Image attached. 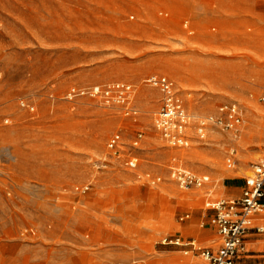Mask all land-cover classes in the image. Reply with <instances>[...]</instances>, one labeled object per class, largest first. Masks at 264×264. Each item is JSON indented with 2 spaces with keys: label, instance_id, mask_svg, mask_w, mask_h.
Segmentation results:
<instances>
[{
  "label": "rangeland",
  "instance_id": "rangeland-1",
  "mask_svg": "<svg viewBox=\"0 0 264 264\" xmlns=\"http://www.w3.org/2000/svg\"><path fill=\"white\" fill-rule=\"evenodd\" d=\"M31 3L0 0V149L8 147L15 157L4 164L8 172L0 170V262L188 263L158 242L206 232L199 228L204 202L237 198L264 153V112L256 102L264 89V0H150L136 11L120 7L113 41L105 43L37 42ZM153 74L175 82L192 116H213L220 104L238 103L243 121L237 134L210 127L203 141L192 134L186 149L167 147L152 126L159 94L144 80ZM112 82L132 85L131 107L141 113L125 115L84 97L63 99L71 87ZM139 131L143 141L133 153L140 171L162 177L156 187L123 167L106 172L94 166L106 156L112 133L129 148ZM231 146L234 166L227 160ZM172 158L210 182L178 189L168 176ZM86 183V194L70 192ZM184 213L189 218L179 222ZM209 229L213 235L199 241L203 246L217 240Z\"/></svg>",
  "mask_w": 264,
  "mask_h": 264
},
{
  "label": "built area",
  "instance_id": "built-area-1",
  "mask_svg": "<svg viewBox=\"0 0 264 264\" xmlns=\"http://www.w3.org/2000/svg\"><path fill=\"white\" fill-rule=\"evenodd\" d=\"M182 25L188 34L192 33L187 20ZM144 83L158 91L159 108L153 116L152 126L169 148L190 147L193 142L192 134L196 139L203 141L210 127H215L221 132L237 134L242 124L243 109L234 101L220 104L213 116H192L187 112L184 99L171 78L153 74L148 76ZM83 97L100 103L104 108H115L125 115L134 113L131 107L134 88L128 83L112 82L85 88L71 87L65 92L63 99L73 102ZM256 102L264 112V89L258 94ZM20 105L25 106V103L21 101ZM142 141V132H136L129 148H126L122 135L119 132L112 133L105 142L106 156L98 158L94 166L106 172L123 167L141 184L158 186L163 182L160 175L138 169L137 157L133 152L139 148ZM124 148L128 151L125 152ZM236 155V148L229 147L227 160L230 166L236 164ZM14 161L15 157L10 149L2 147L0 170L8 172L9 169L4 167V164H11ZM168 176L169 180L183 191L202 189L210 182L207 175L183 169L175 158L171 160ZM9 183L7 182V185ZM11 188L12 186L6 189L8 197L12 194ZM90 189L91 185L88 183L75 184L70 192L74 195H84ZM202 212L199 228L213 229L217 236V240L212 241L213 246H203L195 238H183L179 235L164 236L158 242L159 246L178 250L188 261L186 264H264V153L250 166L249 174L244 178L237 198L208 199L203 204ZM188 218L189 214L184 213L178 221L182 222ZM252 238L262 241L261 251L254 253L249 249V240ZM156 264L166 263L159 260Z\"/></svg>",
  "mask_w": 264,
  "mask_h": 264
},
{
  "label": "crops",
  "instance_id": "crops-1",
  "mask_svg": "<svg viewBox=\"0 0 264 264\" xmlns=\"http://www.w3.org/2000/svg\"><path fill=\"white\" fill-rule=\"evenodd\" d=\"M31 2V32L33 37L36 36L37 42L64 43L80 42L85 39L83 41L105 43L113 41L112 33L118 26L120 7L136 11L140 8V2L145 6L150 0H31ZM86 35L94 36V39L83 37ZM194 233L199 240L194 236L189 238L202 242L206 237L213 235L209 228L206 232L195 230ZM249 249L254 253L261 251L262 241L258 238L250 239ZM175 253L181 255L178 250ZM183 260L186 259L182 256L180 262Z\"/></svg>",
  "mask_w": 264,
  "mask_h": 264
},
{
  "label": "bare ground",
  "instance_id": "bare-ground-1",
  "mask_svg": "<svg viewBox=\"0 0 264 264\" xmlns=\"http://www.w3.org/2000/svg\"><path fill=\"white\" fill-rule=\"evenodd\" d=\"M134 113H141V111L139 109H133ZM118 243L124 246H130V242L126 239L123 238H118Z\"/></svg>",
  "mask_w": 264,
  "mask_h": 264
}]
</instances>
